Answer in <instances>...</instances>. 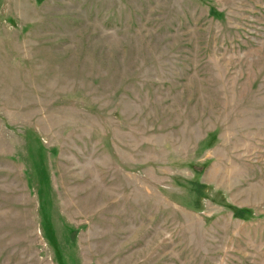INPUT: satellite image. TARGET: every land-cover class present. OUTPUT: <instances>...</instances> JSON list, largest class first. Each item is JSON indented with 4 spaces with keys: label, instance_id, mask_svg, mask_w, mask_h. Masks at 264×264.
<instances>
[{
    "label": "rangeland",
    "instance_id": "374dc122",
    "mask_svg": "<svg viewBox=\"0 0 264 264\" xmlns=\"http://www.w3.org/2000/svg\"><path fill=\"white\" fill-rule=\"evenodd\" d=\"M0 264H264V0H0Z\"/></svg>",
    "mask_w": 264,
    "mask_h": 264
}]
</instances>
